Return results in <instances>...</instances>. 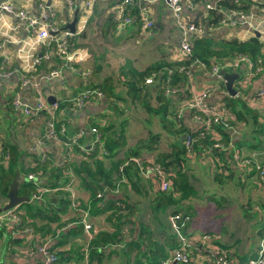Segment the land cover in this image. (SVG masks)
<instances>
[{"label":"crops","instance_id":"crops-1","mask_svg":"<svg viewBox=\"0 0 264 264\" xmlns=\"http://www.w3.org/2000/svg\"><path fill=\"white\" fill-rule=\"evenodd\" d=\"M8 1L12 4L13 9H27L32 16H37L40 3H44L46 6L49 3L48 8L55 13L52 22L60 28H63L73 18L74 11L67 9L65 0ZM74 1L77 6V23L75 32L69 38V49L74 50L77 57L75 61L71 62H66L56 54L52 40L55 34L40 38L38 29L24 28L19 25V20L13 12L0 10V158L7 151L6 149L12 148L7 165L10 159L14 158L16 161L15 175L19 173L18 193L29 197V201L23 202L25 204L21 203L23 205L20 204V206L26 219L36 231L34 237L30 239L31 236H28V232L16 230L9 221L3 222L0 225V264H44V255L35 250L40 243L55 250H69V260L72 261L75 253H78L82 246L85 247L97 233L114 232L116 222L110 219L109 213L116 199L124 200L129 206V215L126 217L127 229L121 230L123 238L105 246L107 253L102 257L100 264H149V262L144 263V261L137 260L140 254L133 248L130 250V241L135 240L140 227L145 226L152 230L150 239L157 242L164 239L163 232L156 231L158 225L156 230L153 229V225L161 222L172 232L169 216L176 209H181L182 206L174 203L166 208L167 215L163 211L162 214L165 213V215L160 220L149 219V205L158 201L160 192L155 174L149 173L148 176H144L140 173L139 178L133 175L126 177L128 182L122 183L120 191L108 193L104 200H100L96 196L100 190L98 186L100 187L104 182L96 180L93 175L107 169L110 171L106 174L107 180L110 182L117 177L118 166L129 154L137 155L128 157L141 156L152 159L159 151L172 152L174 135L168 131L165 132L164 125L159 121V115H155L152 126L148 122L147 113L138 102L129 101L124 85L127 77L123 72L127 68L142 70L149 65L179 60L182 57L180 55L182 34L174 23L171 10L165 0H154L148 4V16L154 24L143 32L140 31V24L135 20V17L131 24L119 29L113 27L108 9L116 0H95L90 9L86 7L88 0ZM181 1L185 16L194 22L204 23V34L212 36L216 41H227L233 38L246 40L256 36L262 43L261 51L264 53V15L259 11V6H262L264 0H243V10L254 7L255 14L246 22H237L234 25L221 21L226 12L234 4H238L234 0ZM212 1H216L220 6L218 10L207 8V3ZM220 1L223 2L222 6ZM136 3L138 4L137 0L134 5ZM131 8L133 11L134 7ZM82 19H85V26L83 30L77 32V27ZM29 48L32 53L40 56V62L34 66H30L31 62L23 54V51ZM227 60L231 61L232 57ZM59 68L61 69L59 74L50 75L51 71ZM227 70L229 72L242 71L240 76L242 82L238 85V88H242L240 92L242 95L239 97L238 94L229 96L233 99L241 97L245 100L250 108L259 112V120L263 122L264 98L259 95L258 91L264 86V70L252 72L245 62L241 63L238 68ZM25 79L26 83L23 82ZM103 80H108L106 84L112 90L110 95L90 98L80 106L75 104L74 98L81 90L87 85L100 84ZM135 84L138 86L136 82ZM151 84L142 83L141 92H147L152 87ZM190 84L192 85L191 92L193 89L208 85L214 87L207 97L209 103L218 102L224 97L222 82L202 69H195ZM223 84L225 86L224 78ZM179 91L178 95L170 96L171 100H168L164 106L167 112L173 111L178 102L185 100L186 88L184 90L182 87ZM39 93L47 106L52 104L49 98L55 100H53L57 106L54 112L55 130L60 138V141H48L42 146H37V141L45 129L48 117L46 112L42 111L36 116H29L23 110L25 105H35L36 96ZM229 96L224 98L226 102L230 100L227 99ZM16 98L21 101L22 105L17 107L13 105L12 101ZM153 103L155 106L159 104L155 99H153ZM186 103L182 102L183 105ZM118 109H126V111L119 114ZM181 118L188 129L198 126V122L193 119L188 106L183 110ZM124 119L127 120L122 122ZM62 122L68 126V128L66 126V132L70 134L76 132L77 129L84 131L82 142L89 153L73 146L68 148L70 153L65 159L66 147L61 139L66 133L62 135L60 132ZM119 122L124 124L125 137L123 136L115 142L119 146L114 153L109 151L107 155L100 154L97 145H95L96 142H93L96 132L92 130V127H96L97 133L101 134V126H109V130L114 136L115 127L119 126ZM236 128L233 149L241 143L240 148L250 150L249 145L256 144L258 137L251 139L254 132L251 127L247 128L243 123H240ZM149 131L159 133V138L153 143V147L137 148L138 141L145 138ZM263 137V134H259V138ZM256 147L258 149V146ZM65 160L68 162L66 166H63ZM186 162L185 169L188 173L190 168L201 171H210L212 168L211 158L205 157L204 154L188 158ZM42 164L51 170L61 169L63 190L69 192L71 189L76 197L88 204V218L93 231L86 232L83 226L76 222L77 211L69 203L62 213L56 212L59 205L57 190L48 193L42 201H33L31 198L33 188L29 189L30 182L27 173L33 168H37L32 173H35L34 175L38 179V176L42 174L40 168ZM129 181H133L135 185H131ZM26 190H28V194L24 192ZM6 200L7 198L0 194V205L4 204ZM48 201L51 203L46 204L43 207L44 210L38 215L35 211L36 207H41ZM133 208L134 210L131 211ZM234 210L222 209L221 214L216 216L223 220L226 232L231 235L230 237L220 234L221 238L218 243L221 242L220 245L230 252L235 264H245L250 258L257 256L261 236L257 233L258 228L250 229L251 232L247 236H239L235 230L231 231L229 226L233 220L231 214H234L240 221H245V218L241 216L242 212L238 210L239 213L235 214ZM48 218L55 219L49 221ZM123 226L124 224H122V229ZM38 228H42V230L39 231ZM61 230L64 234L69 232L66 243L63 245L57 244V239L54 237L59 235L58 232ZM162 230L164 233L167 232L164 228ZM187 231H190L187 241L188 250L192 255L188 264H214L205 257V253L212 250L207 249L211 246L208 236L203 237V231L195 230L191 219L187 224ZM220 231L223 232L222 229ZM41 233H44L45 238L48 239H44ZM28 239L30 240L28 241ZM29 242V245H32L30 247H34L32 252L29 251L27 245ZM126 243H128L127 247H125ZM177 248L178 246L173 248L169 258L161 264H165V262L180 264L173 260V254ZM65 255L67 254L65 253ZM262 264H264V256Z\"/></svg>","mask_w":264,"mask_h":264},{"label":"trees","instance_id":"trees-1","mask_svg":"<svg viewBox=\"0 0 264 264\" xmlns=\"http://www.w3.org/2000/svg\"><path fill=\"white\" fill-rule=\"evenodd\" d=\"M118 1V0H116ZM115 1V2H116ZM235 2V0H234ZM243 0H238L236 3H240L241 5L234 4L232 8L230 9H240L243 10L242 5ZM135 0L132 2V4L127 6V11L129 14L135 17V20H137L140 24V15H139V8L138 4L134 5ZM223 3V2H222ZM220 1L221 6L223 5ZM134 7L133 11L132 8ZM222 9V8H221ZM251 9V7L249 8ZM248 9V10H249ZM218 10V9H217ZM245 9L244 11H248ZM201 23V22H197ZM204 25V23H202ZM205 26V25H204ZM114 27V23H113ZM115 28V27H114ZM141 30V27H140ZM54 42V41H53ZM54 42V47H55ZM262 43L259 41L258 37L252 36L246 40H238L236 38L227 40V41H216L212 36H208L204 33H202L198 37H194L192 39V50L190 54H184L182 57L179 58V60L173 61V62H161L159 64L155 65H149L146 68L142 70H138L135 68H127L124 70L123 74L125 77H127V81H125V87H126V95L129 96V101L132 102L136 101L140 105V107L147 113L148 116V122L153 126L155 115H159V121L162 122L164 125L165 132H170L174 135L175 140L172 144V152L167 151H159L157 155H155L154 161L159 162L162 165V168L167 173V177L170 180L171 186L169 189L165 191H161L158 193V201L155 203H151L149 205V219H157L160 220L165 215L162 214L163 211H166V208L169 205H173L174 203H180L181 200L187 199L190 196L194 194L193 186L190 184V178L191 174L190 171H194L193 168L189 169V173L186 171L185 166H187V159H191L192 157H195V155H203L206 157L211 158L212 162V168L210 171L204 170V173L208 172L213 173V180L217 183H222V180L224 178L232 179L234 181L238 180L240 181L241 185L246 186V182H252L254 186L257 189H260L259 185H262L264 187V181L259 176V170L255 169L254 165L249 164L245 166H241L237 160L234 158L233 153L238 152L239 154H243L245 151L246 153L252 152V151H258L260 152L259 157L264 156V137L259 138V134L264 135V121L259 120V112L257 110H253L250 108L245 100L238 98L233 99V97L229 96L230 94H223V105L228 109V120L229 123L227 126L223 125L221 122H212L209 127H206L205 125H201L198 123V126L196 128L188 129L183 124L182 115L181 117H177V112L181 110V113H183V110L185 107H187V101L191 97V87L190 84L191 78L188 79L186 73H184L183 70L180 69L181 66L186 64H191V62L195 60H199L200 62H203L206 66H210L213 62H223L233 56H235L238 53H243L247 55L255 64L254 68L260 66L264 68V53L261 51ZM75 65V64H74ZM75 67V66H74ZM195 71V70H194ZM155 74L153 78V82L151 84L152 87L147 92H141L142 83H144L145 77L149 75ZM194 74V72H193ZM108 80H103L100 84H95L89 87L92 88H98L106 94L110 95L111 88L109 85H107ZM135 82L138 84L136 86ZM222 82V81H221ZM166 84L175 85L178 89L176 93L173 95H178L180 93V89L183 87L184 90L186 88V98L183 100L186 104L183 105L182 102H178L176 109L173 111H166L164 109V106L167 104L168 100H171L170 96L173 95H165L163 93L164 86ZM88 86V85H87ZM222 89H226L223 82H222ZM238 90V97L242 95L240 93L242 91V88H237ZM227 99H230L227 102L224 98L228 97ZM124 99V98H121ZM153 99L156 100V103H159L155 106L153 103ZM125 100V99H124ZM131 103V102H130ZM123 107V106H122ZM120 107V108H122ZM191 113L193 112L192 109L188 108ZM119 114L123 113V110L118 109L117 111ZM127 119H124L122 122H125ZM242 122L246 126H251L253 130V134L251 139H255L256 136L258 137V140L256 141V144H250L249 147L250 150H244L241 147V143H239V146H235L236 148L233 149V143L236 136V123ZM61 124H64L63 122ZM65 125V124H64ZM115 127L114 136L112 135V132L109 130V126H101V134L99 133V140L95 143L97 145L100 154L107 155L109 151L111 153H114L116 149L118 148L117 142L120 140L123 136L125 137V129L124 124L118 123ZM67 126V125H65ZM68 128V126H67ZM99 132V131H98ZM62 137V141H70L72 137L74 136V133H68ZM188 133L191 136V144L189 147H186L184 144V134ZM257 133V134H255ZM183 135V136H182ZM246 135V134H245ZM159 138V133H156L154 131H149L148 135L145 138H141L137 143V148L140 147H153V143ZM83 136L79 137L77 139V142L72 143L73 146H77L80 150L86 151V146L82 142ZM221 141L226 145L225 147H218L214 146L215 141ZM82 144V147L79 146ZM258 146V149L257 147ZM7 151L4 152L3 156L0 158V194L3 197L7 198V191L8 186L15 176V168H16V161L10 159L9 164L8 160L10 157V154L12 153V148L6 149ZM70 153L69 149H65V159L68 157V154ZM89 153V151L87 152ZM262 154V155H261ZM131 155H137V154H129L125 156L124 160L120 163V165L127 161L125 165L122 166V170H120V165L118 166L117 171V177L114 178L112 181L108 182L107 180V173L110 171L107 169H104L103 172L99 171L96 174L93 175V177L98 181H103L104 183L101 184V186L98 188L100 189L98 192H100V196H96L100 200H104L106 198V195L108 193L117 191H120V186L122 183H127L126 177H129L130 175H133L136 178H139L140 171L138 169V166L136 162L133 160V158H137L141 156H134V157H128ZM127 157V158H126ZM142 159H148V158H142ZM68 160H65L63 166H66ZM260 164L262 167H264V158H262V161H260ZM3 166V167H2ZM42 169V174L36 177V182L29 180V186L33 191H36V187H45L49 188L50 190L45 191L42 193V197L38 199H33V201H42L45 196L50 193L57 190V193L59 194V205L57 213H62L64 209L66 208V205L70 202V192L63 190V181L61 180V169H55L51 170L48 168L45 164H42L40 166ZM37 168H33L30 170L29 173L35 172ZM192 169V170H191ZM254 171V172H253ZM28 174V173H27ZM35 174V173H34ZM253 177H256L258 184L254 180ZM246 181V182H245ZM225 182V181H224ZM131 185H135L133 181H129ZM28 194V190L24 191ZM215 191H212L213 193ZM31 194V195H32ZM57 197V196H55ZM215 197L217 198V205L221 206H227L226 204H229L228 202V196H219L217 192H215ZM78 198V197H77ZM224 202H220L221 200ZM113 201V200H112ZM110 201V202H112ZM48 203H51L48 201L47 203H43L41 207L37 206L35 211L39 215L41 211L44 210V206ZM168 205H165V204ZM25 204V203H23ZM21 204V205H23ZM53 205V204H52ZM242 206V209H239V211L242 212V217H247L246 212L251 208L247 204H244ZM247 207V208H246ZM81 208H88V204L83 202L80 198H78V204L74 208L77 211V223L82 225L80 222L81 219ZM186 208L188 210L189 207H181ZM223 209V207H222ZM16 210L18 211V215L21 217V222L18 225H12V227H15L16 230L25 232V228H30V233L32 239L34 237V234L36 233L34 226L26 219L24 212L22 211V208L20 204L16 207ZM109 217L111 220L116 222V228H114V232L107 233V232H100L97 233L91 240L87 243L85 247L82 246L81 250L78 253H75L73 256V260L70 261V251L69 250H55L52 248H48L50 251H54L60 262H70L71 264H84V254L87 250L88 253V264H100V261L103 256L106 255L107 249L105 246L111 243H116L118 239L122 237V231L124 229H127L126 226V217L129 215V206L128 204L122 200V199H116L114 201V204L112 208L110 209ZM134 208L131 210L133 211ZM175 212H181L188 216V222H190V214L186 212V210H180L176 209ZM174 213V212H173ZM251 216L256 217L257 225L255 228H258V234L261 236L262 239H264V216L257 215L254 212L251 214ZM54 220L55 218H48V220ZM122 224H124L122 229ZM156 227L158 225L155 224ZM171 226V225H170ZM164 230L167 232L164 233L163 230H161L165 238L159 242L153 241L150 239L152 237V230L149 229L147 226L140 227L139 231L137 232L135 240H131L130 242V250L135 249L140 255H138L137 260L149 262V264H161L164 260L169 258V254L173 248L176 246H179L180 242L177 239V235L175 232H172L163 225ZM37 230H42V228H38ZM122 230V231H121ZM60 232V233H59ZM56 235L57 244H65L67 240V234H64L61 231H59ZM183 232L187 238H189L190 233H187V228L183 229ZM203 235H207L210 239V242L214 245H217L221 251L225 253V255L231 259L234 260V258H231V254L228 250L224 249L220 244L218 243L220 234L216 232H206L203 231ZM41 236H43L44 239L46 235L44 236V233H41ZM123 238V237H122ZM28 239V241L30 240ZM35 243V238L33 239ZM30 242L27 244L29 246V249H34V247H30L32 245H29ZM42 244V243H40ZM44 244V243H43ZM125 245V244H124ZM128 243H126L125 247H127ZM65 253L67 255H65Z\"/></svg>","mask_w":264,"mask_h":264},{"label":"built area","instance_id":"built-area-1","mask_svg":"<svg viewBox=\"0 0 264 264\" xmlns=\"http://www.w3.org/2000/svg\"><path fill=\"white\" fill-rule=\"evenodd\" d=\"M95 0H88L86 2V7L91 8ZM134 0H118L116 3L114 2L109 6L108 13L110 14L112 21L114 23V27L119 29L127 24H131L134 16L128 13L127 6L132 4ZM138 1V8H139V15H140V31H147L150 29L154 22L151 18H149L148 13V4L153 2L154 0H137ZM167 5L171 10V15L174 20V23L179 28L182 34L181 42H180V55L183 56L184 54H190L192 50V39L194 37L200 36L204 33L205 27L202 23H197L190 20L187 16L183 14V4L181 0H165ZM238 2V0H235ZM66 7L68 10L72 12L77 8L74 0H65ZM220 6L217 4L216 1H212L211 3H207V8L209 9H218ZM0 10L13 12L19 20V25L27 28L29 30L38 29V37L46 38L50 35L49 31H57L55 36L52 40L55 42V51L56 54L61 57L66 62L75 61L77 57V53L74 50H70V35L72 33L66 28L62 29L58 27L55 23H53V18L55 13L48 8V5H44V3L39 4V11H37V16H32L30 11L23 8L13 9L12 4L9 3L8 0H0ZM255 8L252 7L248 11H244L241 9H229L225 16L222 18L226 24L234 25L237 22H246L250 17L255 14ZM259 11L264 15V2L262 6H259ZM85 26V19H82L77 27V32L83 30ZM48 28L50 29L48 31ZM23 54L27 60L31 62L30 66H34L40 62V56L31 52V48L26 49L23 51ZM246 63L249 65V70L252 72L262 71L264 70L263 67H256L253 61L245 54L238 53L232 57L231 61L225 60L223 62H213L210 66H206L203 62L199 60H195L191 62V64H186L180 67L181 70L186 73L187 78L190 79L193 77V72L196 68L202 69L207 72L213 78L220 80L223 82V74H221L220 69H231V68H238L241 63ZM61 69H55L50 72V75H57ZM155 74L149 75L145 77L144 83L150 84L153 81ZM26 79L23 81L26 83ZM175 85L166 84L163 89V93L165 95H173L178 91ZM214 90V87L208 85L205 87H201L198 89H193L191 92L190 100L187 102L188 108L192 109V117L196 120L199 124H203L206 127L214 122H221L223 125L227 126L229 123L228 120V109L223 105L222 100L209 103L207 101L208 95ZM259 95L264 98V86L258 91ZM222 94H229L226 89L222 90ZM104 93L101 89L92 88V87H85L81 90L76 97L74 98V102L77 105H82L86 100L94 97H103ZM14 106L22 105L19 99H14L12 101ZM56 103H52L50 105H46V102L42 95L39 93L36 96V103L33 106L25 105L23 110L24 113L29 116H36L40 114V112L45 111L47 114L45 129L37 141V146H42L48 141H60L59 136L55 130V116L54 112L56 109ZM182 113L181 110L177 112V117H181ZM92 130L96 132V135L93 139V142H98L99 134L97 133L96 127H92ZM60 132L61 134H65L66 126L64 124L60 125ZM84 135V131L82 129H77L74 136L70 141H66L65 147L71 148L72 143L77 142L79 137ZM184 144L186 147H189L191 144V136L188 133L184 134ZM79 146L82 147V144ZM214 146L218 147H225L223 142L217 140L214 142ZM252 158H259L260 152L252 151L247 153ZM256 155V156H254ZM234 158L241 166L249 165L250 159L245 157L244 154H239L238 152L233 153ZM136 162L139 171L142 175L148 176L149 173H153L157 176L158 179V186L159 189L165 191L170 188L171 183L169 178L167 177V173L162 168V165L157 162L153 161L152 159H141L139 157L133 158ZM259 163H254L253 165L257 170H259V176L264 181V167L261 166L260 160ZM127 161H124L120 165V170H122V166L125 165ZM28 179H31L36 182L35 175L31 172L27 174ZM50 190L49 188L45 187H36V191L31 195L32 199H38L42 197V193L45 191ZM97 196H100V192L97 193ZM70 206L75 208L78 204V198L70 189ZM81 219L80 222L86 232L93 231L92 224L88 218V208H81ZM188 216L181 213L175 212L169 216V222L171 224V228L173 232L176 233L177 239L179 240L180 244L178 248L174 251L173 260L180 262L181 264H187L191 260V252L188 250V239L183 233V229L185 228V224L187 222ZM9 221L13 225H18L21 222V217L18 215V211L16 207L8 209L2 213H0V225L3 222ZM28 232V236H31L30 228L24 229ZM28 237V238H29ZM204 237V236H203ZM211 252L205 253V257L207 260L214 264H235V260L229 259L223 251L219 249L217 245L211 246ZM34 249H29V251H33ZM35 250L41 252L44 255V264H71L70 262H60L58 259L57 254L54 251L48 250L45 244H38ZM264 256V239L260 240V246L258 250V254L256 257L250 258L245 264H260L263 262ZM84 264H88V253L87 250L84 254ZM167 264V262H165Z\"/></svg>","mask_w":264,"mask_h":264},{"label":"rangeland","instance_id":"rangeland-1","mask_svg":"<svg viewBox=\"0 0 264 264\" xmlns=\"http://www.w3.org/2000/svg\"><path fill=\"white\" fill-rule=\"evenodd\" d=\"M241 82L242 78H239L233 82V86L235 88H238V85H240ZM125 111L126 109L123 110V112ZM240 123L242 122H237L236 127L239 126ZM246 127L248 128L251 126ZM243 154L245 157H248L250 159V164L252 165L254 163H259L258 160L262 161V158H264V156L259 158H252L245 152ZM194 167L196 168V164ZM207 173H204V171H201L199 169L190 171V184L193 186L194 194L187 199L181 200V206L189 207L188 210L186 208H181L180 210H186L190 214L192 226L195 230H201L210 233L216 232L221 235L225 234L226 236L229 235L231 237V235L225 230V224L223 223V220L217 218L216 216L221 214L222 207L223 210L236 209L234 210V213H239L238 210L242 209V207H245L242 205L247 204L248 202V205L251 208L246 212L247 217H245V221H240L234 214H231L233 220L229 223V226L231 228V231L234 232L235 230L237 235L239 236L249 235L251 232L250 229H254L257 225L256 217L251 216V214L254 212L257 215L264 216V187L258 184L256 177L253 178L260 186V189H257L252 182L248 183L245 181V186L241 185L240 181H234L230 178H224L222 180V183L219 184L216 181L214 182L212 178L213 173ZM212 191L217 192L220 197L222 195L225 197L228 196L229 198L227 200L229 204H227V206L217 205V203H215L217 202L215 192L211 193ZM220 202L224 201L221 200ZM218 207L220 208L217 209ZM165 213L167 215L168 211H165ZM163 225L164 224L159 222L158 229L156 230V225H153V229L156 231L162 230ZM220 229H222L223 232L220 231ZM187 233H190V231H187Z\"/></svg>","mask_w":264,"mask_h":264},{"label":"water","instance_id":"water-1","mask_svg":"<svg viewBox=\"0 0 264 264\" xmlns=\"http://www.w3.org/2000/svg\"><path fill=\"white\" fill-rule=\"evenodd\" d=\"M47 5H49V3H47ZM76 23H77V9L74 10L72 20L67 22L64 25L63 29L67 28L71 33H74L75 28H76ZM56 33H57V31H50V34H56ZM220 72L224 76L225 87L228 90L229 94L232 96L236 95L238 93V90H237V88H235L233 86V82H234V80H237L240 78L242 71L238 70V71L229 72L227 69L222 68V69H220ZM49 100H51V103H53L55 101L54 98H52V99L49 98ZM18 185H19V173H16V175L13 177V179L11 180V182L8 186L7 200L4 204L0 205V213L7 210V209L16 207L23 202L29 201L28 196L20 195L18 193ZM260 264H262V263H260Z\"/></svg>","mask_w":264,"mask_h":264},{"label":"clouds","instance_id":"clouds-1","mask_svg":"<svg viewBox=\"0 0 264 264\" xmlns=\"http://www.w3.org/2000/svg\"><path fill=\"white\" fill-rule=\"evenodd\" d=\"M63 29V28H62ZM73 34V33H72ZM225 81V80H224ZM86 87H89V86H86ZM226 88V87H225ZM227 90V89H226ZM228 91V90H227ZM97 129V128H96ZM140 158V157H139ZM142 159V158H141ZM145 160V159H144ZM153 161H154V159H153ZM34 174V173H33ZM160 190V189H159ZM162 191V190H161ZM70 192V191H69ZM17 207V206H16ZM14 208V207H13ZM11 209V208H10ZM8 210V209H7ZM6 211V210H5ZM4 212V211H3ZM2 213V212H1ZM175 213V212H174ZM187 224H188V222H186V224H185V228H187ZM184 228V229H185ZM184 233V232H183ZM203 236H205V235H203ZM188 239V238H187ZM208 239H210L209 237H208ZM209 243H211L210 241H209ZM214 244H212L211 243V246H213ZM211 246L209 247V248H211ZM192 256V255H191ZM181 264V263H180ZM188 264V263H187Z\"/></svg>","mask_w":264,"mask_h":264},{"label":"flooded vegetation","instance_id":"flooded-vegetation-1","mask_svg":"<svg viewBox=\"0 0 264 264\" xmlns=\"http://www.w3.org/2000/svg\"><path fill=\"white\" fill-rule=\"evenodd\" d=\"M76 10V9H75ZM153 82V81H152Z\"/></svg>","mask_w":264,"mask_h":264}]
</instances>
